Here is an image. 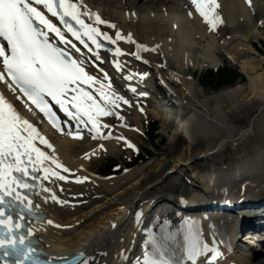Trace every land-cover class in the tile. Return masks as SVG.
Listing matches in <instances>:
<instances>
[{"label":"bare ground","instance_id":"6f19581e","mask_svg":"<svg viewBox=\"0 0 264 264\" xmlns=\"http://www.w3.org/2000/svg\"><path fill=\"white\" fill-rule=\"evenodd\" d=\"M86 1H89V3ZM86 1L78 0L79 3L87 7V10L90 14L95 11L93 7L95 8L98 7L99 9H102L101 10L102 12L99 14L102 15L103 20L108 21L107 24H102L101 26L98 27L102 30V32L108 33L110 36H112L113 39L116 40V43L114 45L116 46V49L119 48L120 51L118 55L111 54L112 58L115 57L121 58L122 61H124L125 64L131 69L132 74L134 73L136 76L144 75L145 73L150 75V74H155V72L157 73L161 72L159 67L155 65L154 62H153L154 66L153 64H151V62H150L151 65L149 66L144 65L146 62H148V58L157 56L156 54L157 52L160 51V49H162L161 51L163 52L165 51L167 55L172 54L171 57L175 56L176 59H186V57H188L186 56L187 53L185 52V49L179 47L180 44H182L181 42L178 46V49L176 46L177 44H175L176 48L172 47L174 48L173 51H171L173 53H169L170 51L168 50V48L171 47V45L173 46V44L171 45L169 44L170 46L165 44L164 46L163 41L162 42L160 41L161 45L160 44H158V46L156 45L157 48H150L155 44L151 42L153 45L151 43H150L151 45H146L147 43L146 44L141 43L139 39L137 42H135V44H133L132 40L136 38L132 35L129 36L126 33L125 28L128 27L124 28L125 31L121 29L122 24L120 27V25H118L119 23H117V21L114 20V17L112 16V12H110L111 8L123 12L126 11H130V13L136 12L137 14L141 12L156 13L159 17L161 16L160 18H164L165 15L176 16V19L174 17L170 19V22L172 24L179 23L180 25L181 21L186 22L187 29L189 28V31H191V34L189 35L191 37L192 36L198 37L199 35L202 40L207 39L206 35L208 36L210 33L215 32L212 30L209 33L208 30H205L206 27L205 24H207L206 21H204L205 18L204 17L202 18L200 16V12L198 11L196 5L192 3V0H86ZM214 1L218 4V7L215 8L217 9L215 10L216 11L215 16L217 17L219 16V19L221 18V16L219 15V11L223 8L225 10L227 9V7L235 9V6H237L240 13L241 14L243 13L244 7L241 4V0H214ZM254 1L256 2L257 0ZM235 14L238 15V13L236 12ZM199 22L201 24H199ZM222 22L223 21H219V22L217 21L215 27L217 26L222 29L221 27V24L223 25ZM111 25H115V27L113 28L111 27ZM182 28H183L182 25L178 27L179 32L181 31ZM158 31L159 34L162 33L159 29H157V32ZM117 32H119L120 36L123 38L118 39L116 37ZM172 32L175 33V31ZM176 33L178 32L176 31ZM256 33L258 32L256 30H253V33H251L252 35H246L244 41L247 43L248 42L247 40L250 37L254 39L255 35H257ZM231 36H233V34ZM155 37H157V35ZM213 37L215 36L213 35ZM209 38L213 40L212 36ZM157 39H159V37H157L156 40ZM213 45L214 44L211 42L206 44L205 49L207 50V52H211V53L212 51L214 52L215 46ZM185 46H189V45H185ZM146 47H149L150 50L144 51L143 49H146ZM245 50L246 49H241V51L238 54L239 55L246 54ZM250 50H252V47H250ZM134 61L138 62L140 65H135ZM213 65L218 66L217 63H213ZM85 67L87 68L88 72L91 75L96 76L101 81V84L104 86V92L107 93V95L109 96V101L107 102H109V104L112 107L116 108L117 111L118 108H120L124 112H128V111L134 112V114L137 117L138 120L137 122L139 123V126L142 127L143 118H142V113L137 111L138 110V108L136 107L137 102L131 104L130 108L127 105L123 104L122 101L116 99V97H118L117 94H113L114 95L113 96L110 93L113 92V90L115 89L112 86V83L111 81H109V79L106 78L105 80V76L99 77L100 74L91 70L86 63H85ZM252 67L253 68L248 69L249 73L250 70H252V72H255L256 70L257 71L260 70V72L261 71L262 72L258 75H255L254 77L248 75V83L226 87L225 89L220 90L215 95L208 97L205 94V91L201 89V94L203 95L202 99H198L197 96L193 94L191 87H189L188 86L189 84H187L185 81L184 83L181 84V86L183 87L187 86L185 90L180 91V93L182 94L180 99L181 101H183L185 108L189 109V111L186 113V116L188 115L189 117L180 123L174 124L172 122L171 116L167 112L162 111V113L166 115V118L164 120L166 125L167 124L173 125L174 127L177 128V130L171 133V138L168 141L165 151L162 154L163 157L162 159L160 158V161H158L159 159H156L153 162H147L144 165L135 169L134 171L129 172L127 175L120 176L115 179L113 178V180L99 179L96 177V173H92L93 175L91 177V175H89L87 172L88 170L87 168H84L83 170L79 168L80 172H77L76 176L69 175L68 169L67 171H65L64 167L63 168L56 167V165L53 164L51 160L46 161V164L54 168L55 171L60 172L61 175L69 176L71 179L74 178V180L76 181L72 183L68 179L59 180L55 176L51 177L48 180H44L48 188L51 189V192H49L48 194V199L44 200L45 209L47 211L48 216L42 225L37 226L35 228V231H37V233L39 234L40 240L42 242V247L46 248L47 250L51 251L53 254L57 256H63L69 253L81 252L86 256V260L83 262V264H128V261L126 259L123 260L122 256H127L129 258V256H131L133 251L137 249V245H142L144 241V239H142V236L144 237V235H148L146 230L152 229V226L146 227L147 225L146 221H148V219L150 220L149 218L151 214L150 210L153 208V206H155V204H160L164 201L171 200L173 199V197L175 198L174 190L178 184V180L177 178L171 176L173 173L170 174L174 170L175 172L185 171L191 173L192 178L197 179L209 191L215 192L221 190L222 192L221 194L223 195H227V189L231 187L235 183V181H238L241 177L247 175L251 178L257 175L258 177H253L255 179L254 181L251 182L249 181L250 182L249 188L251 189L250 192L252 193L249 196H253L254 193L259 192L261 190L262 192H264V169L263 168H262L263 170L261 169V166L264 164V146L256 154L238 159L234 164L235 166L231 167L232 170L231 169L229 170L228 167L227 168L208 167L205 168V170H201V166L197 165V163H199L200 161H203L205 159L209 160V157H215L218 153H220V151H223V149L228 144L231 143L235 144V142L241 141V139L247 137L251 133L252 129L250 127L246 129L238 130V128L232 125L227 118L228 115L224 110L225 107L228 108L230 106V109L245 110L251 104L254 106L255 105L259 106L262 104V107L260 108L261 109L260 118L261 116H263V118L257 120V123L264 124V56H259L258 60L252 63ZM162 70L165 71L164 66L162 67ZM164 74L165 73H163V75ZM165 76L166 77H162L163 78L162 83L164 85H168L173 89H175V87L180 86L179 81L174 78V75L169 73V74H165ZM145 82L147 81L146 80L141 81L142 84ZM101 84H96L93 86V88L98 90L101 87ZM246 93L247 95L250 94L248 97L252 95V98L250 100L245 99ZM172 95L171 97L173 99L174 96ZM112 100H115L114 105L111 103ZM224 101L227 104H225ZM149 104L150 103H146L144 104V106L150 107ZM212 104L213 106H211ZM17 105L20 109L19 113H21L22 116H24L28 108L26 109L25 106H23L21 100L17 102ZM97 119L99 126L98 133L101 134V138H98L97 140H99L102 146L100 145L101 146L100 148L99 145H97V147H99L100 149L99 148L95 150L91 149V151L93 150L94 152L90 151L91 153L90 155H88L89 159H96L97 157H102L104 154L106 155L113 154L115 152V149L119 145H121L119 142L113 140L115 136H121V132H117L115 131V129L111 130L109 129V127H105L102 124L103 121H107V120L112 123H115L116 116L112 112H110L108 115H101ZM29 122L32 124L31 121ZM124 124L126 125L127 123H125L124 121ZM64 131L65 132H63L64 133L63 137L66 139V143L68 146V150L66 151L67 154L66 157L68 158L71 153L73 154L74 152L80 149L79 147L80 145L78 144L83 140H81V138H79L74 134H69L67 132L68 131L67 129H65ZM261 132H264V128H262ZM39 133L42 136H44L40 131ZM179 133L187 137L190 146L194 144H202L204 143V141H206L205 146L203 147L199 155L196 154L197 150L195 148L193 147L190 148V146H188L189 147L188 152L182 154L180 160L178 161L176 160L171 163L170 161L167 160V156L174 154V152L177 151L176 149L178 147V141L180 138L179 136L181 135ZM215 137L220 138L221 141L215 143L214 140ZM53 140L57 141L55 139ZM36 144L38 147H41L44 151H46L49 154V156L54 157L56 161L62 164L63 160L65 159V157H63L64 154H62L61 152L59 153L54 152V149L48 148L46 145L41 144L39 140L36 141ZM210 152L212 153L211 155L209 154ZM69 164L77 168L78 166H80V164L75 163V161ZM82 177H88V179L83 180L82 182H77V178H82ZM90 177L93 179H91ZM221 185H225V186H223L220 189ZM233 189L235 190V188H230V191ZM165 192H168V195H166L167 193L165 194ZM52 193H55V196L58 197L59 200L64 201V203H59L57 200L52 199L51 198ZM235 195L237 196L233 198L234 200H238L243 196H244L243 198L247 201L253 198V197H249L248 195H243V191ZM261 197H263V195H261ZM191 199L193 200V202L199 201V197L192 196ZM208 199L217 200L214 196L213 197L211 196ZM218 199L219 201H223V200L227 201L230 198H225L221 196ZM177 201L179 202L180 200L178 199ZM47 220H51L53 221V223L49 224L47 223ZM153 221L154 222L152 223V225L154 223H158V221L160 222V225L155 229L156 232L154 238H164L167 234L168 228L170 227L173 228L176 224H178L177 214L174 209L172 210L168 209L162 211L156 217L155 216L153 217ZM229 231L230 229L224 228L218 231V235L225 238L226 235L230 233ZM212 235L214 237L215 236L217 237V233L214 234L212 233ZM205 238H207V236ZM245 241L246 242L244 243L247 245H250V243L251 245H253L255 243L254 241L247 239ZM213 242L214 243L212 244V246H215L214 244L220 245V242L218 240H213ZM208 243H212V242H208ZM231 260L233 259L231 258ZM241 262L239 263L264 264V254H262L260 256V259H257L256 262H253L248 258H244L243 260H241Z\"/></svg>","mask_w":264,"mask_h":264},{"label":"snow or ice","instance_id":"6c2138e0","mask_svg":"<svg viewBox=\"0 0 264 264\" xmlns=\"http://www.w3.org/2000/svg\"><path fill=\"white\" fill-rule=\"evenodd\" d=\"M204 2L206 0H192L200 15L215 27L217 18L210 17L214 0H211L208 8L204 7ZM41 7L59 20L63 30L41 10ZM92 20L93 15L78 0H0V59L3 67V71H0V80L10 78L9 87L12 88L14 85L22 97H26L31 105L39 109L54 124L58 117L52 111L50 100L59 105L60 110L75 120L77 125L84 124L87 127L90 123L98 132L97 118L112 112L106 103L109 96L104 92L101 81L86 72L83 65L87 58L76 55L82 50L72 38L89 53L93 51L92 45L96 49L104 47L100 41L101 36L112 44H115L116 40L97 26L107 24L108 21L101 19L98 14L94 15V22H88ZM111 27L114 28L115 25ZM116 37L123 38L119 32L116 33ZM116 51L119 52L120 49L117 48ZM96 57H99L98 51ZM88 63L93 67L97 66L94 61ZM99 71L104 72L103 69ZM96 84H101L98 90L92 87ZM116 99L122 100L124 104H130L123 97L118 96ZM111 103L114 105L115 100ZM56 127L64 130L61 124H56ZM68 131L72 132L73 129L69 127ZM80 134L81 129L77 127L75 135ZM37 140L48 148L53 147L37 128L24 118L3 94H0V205L4 206L0 207V217H4L5 208L18 210L21 214L26 210L33 212V201L29 195L51 192L43 183L44 180L53 176L59 180L68 179L46 164V161L51 160L56 167H64L38 147ZM37 173L41 175L38 176ZM29 178L36 183H30ZM87 179L88 177L77 178V182ZM17 189H26L29 195H24ZM5 196L11 199L6 200ZM51 198L64 203L55 196V193H52ZM35 207L38 208L39 205ZM12 219L10 213L7 219L0 218V225L4 226L0 229V249H3V255L16 257L14 264H23L25 259L31 264H48L29 255L33 249L24 243L23 235H20L18 240L13 236V228H20L21 224L12 225L10 223ZM47 223L52 224L53 221L47 220ZM193 224L191 220L186 222L184 237L190 256L199 252L202 247ZM4 232L11 238L6 240ZM31 232L32 229L29 228V235ZM172 239L171 234L162 240L152 239V250L144 253L145 264H174L166 255V243ZM203 247L206 248L207 245Z\"/></svg>","mask_w":264,"mask_h":264},{"label":"rangeland","instance_id":"374dc122","mask_svg":"<svg viewBox=\"0 0 264 264\" xmlns=\"http://www.w3.org/2000/svg\"><path fill=\"white\" fill-rule=\"evenodd\" d=\"M242 1L243 0H241V4L244 7L242 14L240 13L237 6H235V9L227 7L226 10L223 8L219 11V15L221 16V18L219 19V16L218 17L215 16L216 15L215 10H217V9H213L212 10L213 14L211 16H215L216 18H218V20H217L218 22L223 21L222 22L223 25L221 24L222 29L216 26L214 28L215 32L210 33L212 30H210L211 28L209 26V22L204 19V21H207V24H205V26H206L205 30H208V32L210 34L208 36L206 35L207 39H203V40L200 38L199 35H198V37L197 36L191 37L189 35V34H191V31H189V28L187 29V24L184 21H181V23H180V25H182L183 28L179 32V29H178V27H180L179 23H173L172 24L170 22V19H172V17H174L176 19V16L165 15L164 18H160L161 16L159 17L156 13H143V12H141V13L137 14L136 12H132V13H130V11L123 12V11H120V10H117L114 8H111L110 12H112V16L114 17V20L117 21V23H119L118 25H120V27L122 24L121 29L123 31L126 30V33H128L130 31L129 34H131V32H132L131 35H133L136 39H139V41H141V42H145L147 44L149 43V45H151L153 43V44H155V45L152 44L153 47L156 45L158 46V44L161 45L160 41L161 42L163 41L164 46H165V44L166 45L173 44V46L171 45V47L168 48V50L170 51V52L168 51L169 53H173V52H171L174 49L172 47L176 48V46H177V49H178V46L181 42L182 44H180L179 47L182 49H185V52L187 53L186 56H188V57H186V59H176L175 56L171 57L172 54H169L170 55L169 56V55H167V53H165V51L163 52V51H161L162 49H160V51L157 52V54H156L157 56L149 58V62H151V64H153V66H154V63H155V65L158 64L157 66L161 65V68H159L161 71L160 72L161 74H163V73L169 74L170 73V74L174 75V78L179 81L180 86L175 87V89L172 88L171 91L174 90L173 92H177L176 94H178V96L181 97L182 94L180 93V91L185 90L187 87L186 84H185L186 87L181 86V84L184 83V81H185L187 84H189L188 86L191 87L193 94L195 96H197L198 99H202L203 95L201 94V89L205 91V94L208 97V96L215 95L220 90H223L226 88V87H224L218 91H213V90L201 87L200 84L198 83V77L203 71H205L207 69H214V68L217 69L223 65H228L232 69L236 70L239 74H241L243 76L244 81L238 82L234 86L239 85V84H246V83H248V75H251L252 77H254L255 75H258L262 72V71L260 72V70H258V71L256 70L257 72L256 71L252 72V70H250V73H251L250 74L248 69L253 68L252 63L254 61H257L259 56H264L263 54H260L254 48V44H256L257 46H261V48H262L263 43H264V0H257L256 2L254 0H248L249 2L244 0L245 1V2L243 1L244 3ZM244 4H246V5H244ZM247 4H248V7H247ZM96 8L99 9L98 7H96ZM99 10L101 11L102 9H99ZM231 12H232V14H231ZM235 12L238 13V15L235 14ZM239 15H241V16H239ZM118 20H119V22H118ZM199 24H201V23L199 22ZM125 27H128V28H125ZM124 28H125V30H124ZM157 29H159L162 33L159 34V31L157 32ZM203 29H204V27H203ZM191 30H192V28H191ZM253 30H256L258 32V33H256L257 35H255L254 39L251 37L248 38V40H247L248 42L246 43L244 41L245 36L246 35H252L251 33H253ZM172 31H175V33L177 31L178 33H176V34H178V35H176ZM171 33L173 34V36ZM232 34H233V36H231ZM156 35H157V37H159V39H157V40H156L157 37H155ZM213 35L215 37H213ZM211 36H212L213 40L209 38ZM234 36H235V38H234ZM229 41H231V42H229ZM249 41H250V44H252V45L249 44ZM207 42L208 43L211 42L214 44L213 45V46H215L214 52L213 51H212V53L207 52V50L205 49L206 44H208ZM163 43H162V45H163ZM175 44H177V45L175 46ZM204 44H205V46H204ZM185 45H189V46H185ZM190 45H191V47H190ZM250 47H252V50H250ZM202 48L205 49L206 51L203 50ZM240 48L246 49L245 50L246 54L239 55L238 53L241 51ZM182 61H184V62H182ZM213 63H217L218 66H214ZM162 65L164 66L165 71L162 70V67H163ZM113 86L116 87V84L115 85L113 84ZM186 91H188V90H186ZM249 95H247V93H246V95H245L246 100H250L252 98V95L250 97H248ZM143 102H145V101H143ZM225 104H227V103L225 102ZM149 105H150V107H147L146 109L143 108L142 106H140V104L138 105L139 109L140 110L142 109V118H143L142 127L143 128L141 126H139V123L137 122L138 121L137 117L134 114V112L128 111V112H124L121 114L124 117L123 120L127 121L128 123L130 122L129 126L132 127L131 130H128V129L125 130L126 132H130L129 136H128L130 139V143L128 146H126L125 144H123L121 146L119 145L120 147L118 146L115 149V152L113 154H109V155L104 154L102 157H97L96 159H89L88 155H90L91 152H94L93 150L98 149L101 144L94 142V141H90L89 138H87V139H83L84 141H82L78 144V145H80L79 146L80 149L77 150L76 152H74L73 154L71 153L69 156L70 158L69 157L67 158L66 157V155H67L66 151L68 150V146H67L66 140L61 138V137H57V136L51 137V140H52V142L54 141L53 139L57 140V141L53 142L54 147L56 148V150L58 152H61L62 154H64V156H63V157H65L64 161L69 168H72L75 171L76 170L79 171V168L81 170H83L84 168H87L88 174L91 175V177H92L93 174L90 172L96 173V171H100V169L102 168V166L105 164L106 161L115 159L117 161V163L124 168L125 165L132 160V157L134 156V154L144 152V150L148 149L149 145H148V142L146 140L145 133L148 129V125L150 124V122L155 121V122H157V129H158L157 133H155V134L159 137V139L156 140V143H155L156 146L154 148H151L152 152H154V156L151 159H149L147 162H153L156 159H159L158 161H160V158L162 159V157H163L162 154L165 151V148L168 144V141L171 138V133L173 131L175 132V130H177V128L174 127L173 125L167 124L166 128L163 129V127H165V125H166V123L164 121L166 118V115L164 113H162V111L165 112V110L163 109V108H166L165 105L158 104V102L156 104L153 101ZM180 105L182 107H185V105H184L183 101H181V99H180ZM211 106H213V104ZM261 107H262V104L259 106L258 105L254 106L251 104L245 110L244 109H242V110L230 109V106L228 108H226V107L224 108V110L226 111V114L228 115L227 118L232 125H234L236 128H238V130H242V129H246V128L250 127L252 129L251 133L247 137L241 139V141L235 142V144L234 143L228 144L223 149V151H220V153H218L215 157H209V160L207 162L203 163V167H201V170H205V168H208V167L209 168H214V167H218V168H222V167L227 168L228 167V168H230V167H234L235 166L234 164L238 159L247 157L249 155H254L257 152H259L260 149H262V147L264 146V132H261V131H262V128H264V124L257 123V120L263 118V116H261V118H260V108ZM147 109H149V110H147ZM171 114H172V116H176V113L173 110H172ZM188 117H189L188 115L183 116V121L185 119H187ZM179 134H181V133H179ZM179 137L180 138L178 141V147L176 149L177 151H175L174 154L167 156V160L170 161L171 163L173 161L180 160L182 154L188 152V150H189L188 146H190V145H189V140L187 139V137L183 134H181ZM214 140H215V143L221 141V139L217 138V137H215ZM205 142L206 141H204V143H202V144H194V145L190 146V148H192V147L195 148L197 150L196 154L199 155L201 150L205 146ZM89 145H91V146H89ZM97 145H99V147H97ZM131 145H134L135 147H132ZM94 147H96V148H94ZM91 149H93V150L91 151ZM88 152H89V154H88ZM66 159H67V161H66ZM73 161H75V163H79L80 166H78V168H77V167H74L71 164H69V163H73ZM200 162H202V161H200ZM200 162L197 163V165L200 166L201 165ZM81 164H83V165H81ZM140 166H142V164ZM135 169H137V168H135ZM135 169L130 170V171L126 169L124 171V173L121 174V176H125L129 172L134 171ZM171 176L177 177L178 174L173 173V175H171ZM96 177L99 179L105 180L104 178L97 176V174H96ZM91 179H93V178H91ZM109 180H113V179H109ZM250 182H246L245 184L239 185V189H240V187L242 188V186L248 187ZM174 193H177L178 195H184L188 192L186 191L185 185H183L180 182L179 184H177V186L174 190ZM256 193H259V192H256ZM165 194L168 195V192H165Z\"/></svg>","mask_w":264,"mask_h":264},{"label":"trees","instance_id":"16d2710c","mask_svg":"<svg viewBox=\"0 0 264 264\" xmlns=\"http://www.w3.org/2000/svg\"><path fill=\"white\" fill-rule=\"evenodd\" d=\"M255 48L264 55V43L261 48V46L255 45ZM244 78L241 74H239L236 70L224 66L220 68L217 71L214 70H206L204 73H202L201 77L199 78V84L203 88H207L213 91H218L221 88L224 87H230L234 86L238 82H243ZM156 128L151 127V129L148 131L147 138L149 142V146L155 147L156 146V140L158 139V136L155 135ZM153 153L151 150H146V156L143 155H137L134 159V162L130 164V167H134L138 164L144 163L147 161L148 157L152 156ZM111 166V165H110ZM107 166L103 169L104 174L108 173H115L110 167Z\"/></svg>","mask_w":264,"mask_h":264},{"label":"water","instance_id":"95a60500","mask_svg":"<svg viewBox=\"0 0 264 264\" xmlns=\"http://www.w3.org/2000/svg\"><path fill=\"white\" fill-rule=\"evenodd\" d=\"M260 111H261V109H260Z\"/></svg>","mask_w":264,"mask_h":264}]
</instances>
